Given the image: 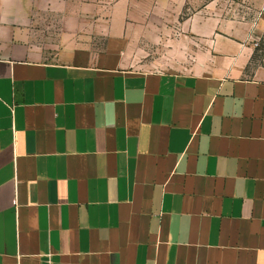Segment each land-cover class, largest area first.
<instances>
[{
  "label": "crops",
  "instance_id": "1",
  "mask_svg": "<svg viewBox=\"0 0 264 264\" xmlns=\"http://www.w3.org/2000/svg\"><path fill=\"white\" fill-rule=\"evenodd\" d=\"M89 2L0 0V264H264V0L187 20L185 72L93 58L129 6Z\"/></svg>",
  "mask_w": 264,
  "mask_h": 264
},
{
  "label": "rangeland",
  "instance_id": "2",
  "mask_svg": "<svg viewBox=\"0 0 264 264\" xmlns=\"http://www.w3.org/2000/svg\"><path fill=\"white\" fill-rule=\"evenodd\" d=\"M92 15L100 10L94 22L105 23L115 14V5L121 1L128 3V30L120 44L109 42V36H95L86 45L93 58L108 50L119 52L121 64L130 69H164L189 71L197 61L198 49L194 38L184 26L197 13L208 16L248 18L260 10L254 0H88ZM107 17V18H105ZM61 29L56 26L41 28L43 42L37 43L47 60H54L62 43L57 42ZM259 49H264V40ZM260 54L259 52L257 53ZM94 59H92L93 61Z\"/></svg>",
  "mask_w": 264,
  "mask_h": 264
},
{
  "label": "built area",
  "instance_id": "3",
  "mask_svg": "<svg viewBox=\"0 0 264 264\" xmlns=\"http://www.w3.org/2000/svg\"><path fill=\"white\" fill-rule=\"evenodd\" d=\"M1 30H2V23L0 22V32H1Z\"/></svg>",
  "mask_w": 264,
  "mask_h": 264
}]
</instances>
